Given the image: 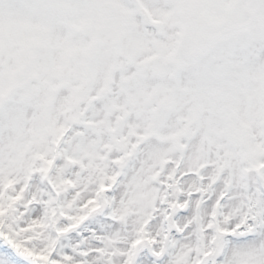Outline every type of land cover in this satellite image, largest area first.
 I'll return each instance as SVG.
<instances>
[{
  "label": "snow or ice",
  "instance_id": "6c2138e0",
  "mask_svg": "<svg viewBox=\"0 0 264 264\" xmlns=\"http://www.w3.org/2000/svg\"><path fill=\"white\" fill-rule=\"evenodd\" d=\"M0 264H264V0H0Z\"/></svg>",
  "mask_w": 264,
  "mask_h": 264
}]
</instances>
